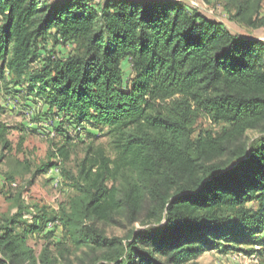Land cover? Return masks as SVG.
I'll list each match as a JSON object with an SVG mask.
<instances>
[{
    "label": "trees",
    "instance_id": "obj_1",
    "mask_svg": "<svg viewBox=\"0 0 264 264\" xmlns=\"http://www.w3.org/2000/svg\"><path fill=\"white\" fill-rule=\"evenodd\" d=\"M246 13L238 4L233 16ZM249 23L264 28V14ZM48 38L75 51L47 53L34 68ZM0 80L36 92L58 115L106 129L116 157L88 149L77 174L67 172L77 193L59 218L73 246H98L92 264H182L221 238L230 249L263 233L264 40L181 0H0ZM3 112L0 105V144L10 150ZM202 115L222 128L195 137ZM249 132L258 139L251 143ZM71 142L56 143L50 159L69 161ZM122 169L120 190L109 181ZM122 212L155 225L125 237L99 228ZM20 216L2 227L0 264H54L48 248L37 255L14 233Z\"/></svg>",
    "mask_w": 264,
    "mask_h": 264
},
{
    "label": "rangeland",
    "instance_id": "obj_2",
    "mask_svg": "<svg viewBox=\"0 0 264 264\" xmlns=\"http://www.w3.org/2000/svg\"><path fill=\"white\" fill-rule=\"evenodd\" d=\"M181 1L187 6L200 9L211 18L223 21L230 29L245 37L264 40V28L257 29L249 23L250 19L257 20L259 13L264 14V0ZM238 4L247 5V13L243 19L233 16ZM40 50L41 56L33 64L34 68L39 67L47 53L67 56L75 51V45L71 42L55 44L53 39L48 38L42 41ZM122 68L128 85L133 72L130 60L126 59ZM20 87H24V84ZM0 105L4 110L1 118L13 127L9 135L11 149L3 150L0 144V235L8 220L21 213L22 216L18 217L19 221L14 226V233L24 234L37 255L48 248L54 264L95 263L101 255V251L96 249L98 246H73L65 237L59 218L70 198L77 193L70 184L67 172L77 174L80 161L86 156L88 149H104L107 155L113 159L116 157L110 140L105 136L106 129L87 121L78 123L70 115H58L50 110L49 105L36 92L32 94L25 89L15 90L14 86L1 80ZM222 126L223 124L213 123L209 117L202 115L195 126V137L204 130L217 132ZM68 137L72 139L73 145L70 160L65 163L59 158L50 159L56 143H61ZM247 137L252 143L259 135L249 132ZM48 164L52 165L48 171L33 178L39 169L47 168ZM125 171H118L115 184L109 181V185L123 190L126 187ZM247 205L257 207L255 201H250ZM45 214L47 221L37 219L39 215ZM34 217H37L38 223ZM154 225L148 221L142 223L141 220L132 223L125 212L118 216L116 223L98 224L105 234L120 237L127 236L132 229H146ZM227 231L228 229L224 232ZM219 243L222 246L208 249L197 259L182 264H264V231L262 234L255 233L249 243H234L233 245H239L237 248L226 249L229 242L223 238ZM248 251L252 253L248 254Z\"/></svg>",
    "mask_w": 264,
    "mask_h": 264
}]
</instances>
